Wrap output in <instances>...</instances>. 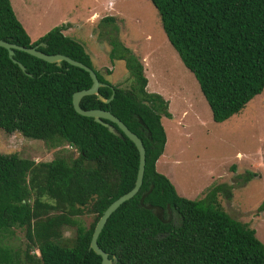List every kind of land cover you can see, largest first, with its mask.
Listing matches in <instances>:
<instances>
[{"label":"trees","instance_id":"16d2710c","mask_svg":"<svg viewBox=\"0 0 264 264\" xmlns=\"http://www.w3.org/2000/svg\"><path fill=\"white\" fill-rule=\"evenodd\" d=\"M148 2L166 42L195 80L213 122L237 114L261 92L264 0ZM98 25L116 32L111 17H102ZM62 30L64 25L53 27L30 41L8 0H0L1 41L24 48L43 43L38 51L63 55L91 69L82 47ZM104 33L108 61L123 63L128 89L110 84L91 69L103 84L97 94L107 99L112 92V98L102 103L94 95L84 96L78 107L108 111L118 119L140 140L144 164L136 193L107 217L96 237L97 247L108 259L114 257V264H264L263 246L254 231L230 218L216 202L217 194L228 195L229 186L216 185L200 199L188 200L177 196L155 171L164 145L159 119L169 118L167 102L145 91L140 61L110 32ZM12 58L24 72L0 48V130L51 147L64 143L76 156L33 163L0 154V264H99V257L87 250L89 237L105 207L132 187L136 150L113 124L120 137L73 111L71 94L90 85L86 72L16 50ZM255 176L246 171L238 177L247 182ZM82 210L94 214L86 227L77 219ZM255 211H264V199ZM66 227L74 229L70 245L60 243V230ZM13 229L24 231L21 251L1 242Z\"/></svg>","mask_w":264,"mask_h":264},{"label":"rangeland","instance_id":"374dc122","mask_svg":"<svg viewBox=\"0 0 264 264\" xmlns=\"http://www.w3.org/2000/svg\"><path fill=\"white\" fill-rule=\"evenodd\" d=\"M8 3L17 22L25 25L26 29L19 23L31 41L40 34L36 33L39 30L58 27L66 18L73 20L77 28L63 36L82 47L94 72L121 89H128V75L121 61H108L104 32H110L138 58L146 79L145 91L166 101L169 115L160 117L165 141L155 161V171L169 181L177 196L188 200L200 199L216 185L229 186L227 196L216 195L218 206L230 218L252 229L264 250V211H255L264 199V86L237 114L215 123L192 75L166 42L148 0H8ZM102 10L103 17L113 18L115 33L109 26L98 23L91 30L89 26H79L89 12ZM62 25L66 30L70 22ZM90 33L94 35L91 39ZM0 154H13L33 163L54 158L68 161L76 156L74 148L64 143L51 147L2 130ZM246 171L256 176L242 182L238 176ZM93 218L94 214L85 210L77 217L84 227ZM23 232L13 229L1 242L21 251L26 244ZM73 237V228L60 230L61 244L70 245ZM31 252L36 256L35 249Z\"/></svg>","mask_w":264,"mask_h":264},{"label":"water","instance_id":"95a60500","mask_svg":"<svg viewBox=\"0 0 264 264\" xmlns=\"http://www.w3.org/2000/svg\"><path fill=\"white\" fill-rule=\"evenodd\" d=\"M38 46L43 47L44 44L38 43L37 45L31 48H24V47L10 44V43L0 40V48L5 50L8 60L12 64H15L21 72H24V68L21 66V64H19L17 61H15L12 58L13 50L23 52L29 56H32L36 59H39L43 62L50 63V64L57 65L59 62L63 61L69 66L76 67L86 72L90 80V85L87 89L79 90L71 94L70 103H71V107L73 111L79 116L91 118L94 123L101 125L103 128L106 129L108 133H110L111 135L115 137H120V134H122L133 145V147L136 150L137 164H136V170H135L132 187L127 192H125L124 194L118 196L116 199L111 201L105 207V209L102 211V213L100 214V216L97 218L96 222L94 223V226L92 228V231L89 237L88 245H87V250H90L92 253H94L96 256L99 257V264H114L115 262L114 257H111L110 259H108L106 254L97 247L96 237L98 233L100 232L102 226L104 225L107 217L121 203L130 199L136 193L141 183V177H142V171H143V164H144L143 147L141 145L140 140L133 133L127 130V128L118 119H116L113 115H111L108 111H103V110H98V109L81 110L78 107L79 99L84 96L94 95L102 103H107L112 98V92L110 93L107 99H103L100 95L97 94V88L100 86H103V84L99 83L96 80L95 75L90 68L82 65L79 62L73 61L63 55H59V54L46 55L37 50ZM101 120H105L106 122L104 123ZM110 124H113L120 134ZM153 214L157 215L158 218L160 217L159 210H155Z\"/></svg>","mask_w":264,"mask_h":264},{"label":"crops","instance_id":"0c3cea01","mask_svg":"<svg viewBox=\"0 0 264 264\" xmlns=\"http://www.w3.org/2000/svg\"><path fill=\"white\" fill-rule=\"evenodd\" d=\"M102 12H103V10L100 12V13H96V12H94V11H91V12H89V14L86 16L87 18H86V20L85 21H82V23L79 25V26H89L90 27V30H91V27H93V28H95L94 26L99 22V20L103 17V14H102ZM93 13H95V14H93ZM104 17H110V16H104ZM112 18V17H111ZM70 22V25L69 26H67V28H66V30H62L61 31V34L62 35H66V34H68V33H70V32H72V29H74V28H77V27H74V26H76V25H74L73 23H72V21L73 20H71V19H68V18H66V19H64V20H62L60 23H59V25H62V24H64V22ZM114 21V20H113ZM159 22V21H158ZM19 23H21V25L25 28V25L21 22V21H19ZM58 25V26H59ZM22 27V28H23ZM23 28V29H24ZM26 29V28H25ZM24 29V30H25ZM67 29H68V31H67ZM93 30V29H92ZM40 31V30H39ZM36 32L37 34H39L38 36H36L35 38H34V40L35 39H37V38H39L40 36H42L45 32H47V30L45 31V30H43V31H41V32ZM45 31V32H44ZM49 31V30H48ZM90 32V31H89ZM35 33V34H36ZM42 34V35H41ZM82 37V36H81ZM80 37V38H81ZM94 37V35L92 34V33H90V37H88L89 39H91V38H93ZM165 38V37H164ZM31 41V40H30ZM33 41V40H32ZM122 44V43H121ZM123 45V44H122ZM108 50H109V47H108ZM108 50H107V52H108ZM138 59V58H137ZM139 60V59H138ZM140 61V60H139ZM143 69V68H142ZM159 122H160V119H159ZM165 141V140H164ZM158 159V158H157Z\"/></svg>","mask_w":264,"mask_h":264}]
</instances>
